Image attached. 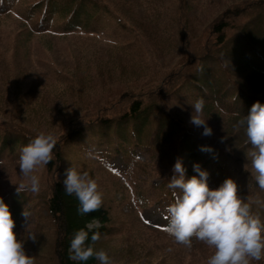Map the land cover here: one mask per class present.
<instances>
[{
    "label": "trees",
    "instance_id": "obj_1",
    "mask_svg": "<svg viewBox=\"0 0 264 264\" xmlns=\"http://www.w3.org/2000/svg\"><path fill=\"white\" fill-rule=\"evenodd\" d=\"M108 13V8L100 0H0V22L15 20L18 16L20 36L26 42L35 36H44L53 27L60 36L76 32L98 34L99 24ZM118 24L122 33L132 32V28L121 20ZM176 24L177 33L167 31L169 35L164 40L163 50L173 49L178 59L182 55L184 60L179 59L178 69L165 75L166 83L160 90L150 88L152 84L133 88V95L123 94L118 103L107 105L95 117L84 121V118L80 119L82 114H78L70 120L71 125L65 131L51 132L56 145L52 160L43 165L48 184L40 191V207L46 211L53 227V253L49 256V264H77L68 258L69 240L93 217L101 224L96 229L101 238L94 247L101 249L104 243L112 240L119 231L112 225L115 206L128 198L140 210L149 207L150 199H161V203L166 200L170 204L172 191L166 185L177 158L182 159L187 177L195 175L194 163L207 170L211 188L218 187L226 178H232L237 184L238 196L246 200L251 210L264 221L262 191L251 177V165L246 155L252 150L251 145L247 142L244 126L237 125L253 103H264V90L257 86L258 81H264V0H243L229 6L202 30L198 29V36L204 41L195 47L192 28L183 26L180 20ZM114 46L121 48L119 44ZM169 82L173 83L167 85ZM165 89L169 90L166 93L167 108L160 101ZM198 98L204 100V114L224 124L222 137H217L215 132L210 136L202 135V131L193 128L171 104L168 107L172 101L192 103ZM4 125L0 131L3 132L0 134V159H4L6 152L18 155L20 147L37 135L36 131L20 125ZM209 126L213 129L212 124ZM202 146H210L213 151H201ZM68 147H74L80 153L77 158L82 163L79 170L87 166L84 171L89 175L94 171L114 185L112 200H105L102 194L101 208L83 216L77 214L76 198L65 194L62 185L64 170L71 162L69 151L77 155L74 148ZM143 151L152 155L153 161H142L139 152ZM89 152L93 155L89 156ZM117 160L120 167L115 165ZM152 175L163 179L153 189V195L145 197L147 192L140 188L139 180ZM98 191L101 192L100 188ZM1 198L12 214L13 231L16 234L25 231L30 218L25 221L21 213L26 209L30 217L34 215L30 206L32 196L27 192L17 194L14 188ZM133 215L137 217L134 212ZM166 224L158 226L155 234L161 235L167 244L173 242L182 250V255L186 253L185 258L201 245L195 239L191 248L175 243L166 232ZM43 237L45 234L38 235L37 240ZM31 256L37 260V256ZM172 260L170 256L169 260L163 258L158 264H174ZM86 264H97V261L89 259ZM117 264L139 263L131 260ZM145 264L154 263L148 261ZM179 264L191 263L182 261Z\"/></svg>",
    "mask_w": 264,
    "mask_h": 264
},
{
    "label": "rangeland",
    "instance_id": "obj_2",
    "mask_svg": "<svg viewBox=\"0 0 264 264\" xmlns=\"http://www.w3.org/2000/svg\"><path fill=\"white\" fill-rule=\"evenodd\" d=\"M100 1L109 13L99 24L98 34L76 32L60 36L53 27L44 36H35L26 42L20 36L18 16L15 20L0 22V131L5 128V123L23 126L37 134L65 131L76 115L82 114L80 119L87 121L107 105L118 103L123 94L133 95V88L152 84L150 88L160 90L166 83L165 75L177 70L178 63L184 60L181 55L179 62V56L173 49L163 50L164 40L169 35L167 31L177 33L176 22L182 21L183 26L188 25L194 31L195 47L204 41L198 36V29L202 30L222 11L243 0ZM119 20L132 28L130 34L122 33ZM116 44L121 48H116ZM257 86L264 90V81H258ZM167 91L165 89L160 100L166 108ZM170 104L190 121L192 103L172 101L168 107ZM201 118L208 126L212 124V132L217 137H222V121L207 117L204 111ZM189 124L203 131L202 126ZM74 154V151H69L71 162L68 167L72 165L77 167V171L86 170L87 166L79 170L82 165L77 159L80 153L76 151L77 155ZM18 156L6 152L4 159H0V198L16 187L12 182L25 179L19 173ZM139 157L145 162L153 161L152 155L146 151L139 152ZM115 165L120 167V162L115 161ZM89 173L104 199L112 200L114 185L99 173ZM35 174L40 177V191L45 190L48 178L44 166L38 167ZM162 179L152 175L139 180L140 188L147 192L145 197L153 195V189ZM40 191L27 192L32 196L30 206L34 215L30 217L29 229L17 234V238L23 241L26 254L37 256V260L33 259L34 264H49V256L53 253V227L46 211L40 207ZM261 191L260 197L264 199V190ZM160 200L150 199L149 207L144 210L129 198L115 206L112 225L119 231L101 248L108 253L113 264L131 260L139 264L148 261L158 264L163 258L169 260L170 256L174 264L182 261L206 264L213 249L204 243L201 242L194 253L185 258L186 253L182 255V250L173 242L167 244L161 235L155 234L156 228L167 222L161 213L169 203L166 200L161 203ZM28 232L36 233L37 239L38 235L45 234V237L33 241L28 239ZM250 264H264V257L250 260Z\"/></svg>",
    "mask_w": 264,
    "mask_h": 264
},
{
    "label": "clouds",
    "instance_id": "obj_3",
    "mask_svg": "<svg viewBox=\"0 0 264 264\" xmlns=\"http://www.w3.org/2000/svg\"><path fill=\"white\" fill-rule=\"evenodd\" d=\"M191 107L193 111L189 122L196 127L202 126L201 134L210 136L212 129L201 118L204 100L196 99ZM237 125L244 126L247 142L251 145L252 150L246 153L251 165V177L257 187L264 190V103H253ZM55 145L53 134L39 132L20 147L18 167L25 179L16 183L11 181L16 185L17 194L40 191V177L35 173L38 167L52 160ZM201 151L213 150L210 146H202ZM88 155L93 154L89 152ZM192 167L195 175L187 177L182 159L177 158L172 166V175L166 186L172 191L173 201L161 213L167 221V234L175 243L186 248H191L195 239L213 249L206 264H250V260L264 257V221L251 210L246 200L238 196L236 182L226 178L218 187L211 188L209 172L198 163ZM244 167L248 170L247 164ZM62 185L65 194L74 196L78 201V215H87L101 208L102 193L87 171H77L71 165L64 170ZM261 206L264 207V204ZM21 215L25 221L30 218V212L26 209ZM100 227V221L93 217L72 234L68 247L69 260L86 264L89 259H94L97 264H112L111 257L104 249L94 247L101 238L99 231H96ZM13 228L14 220L9 206L0 198V264H34ZM28 239L35 241L36 233L28 232Z\"/></svg>",
    "mask_w": 264,
    "mask_h": 264
}]
</instances>
